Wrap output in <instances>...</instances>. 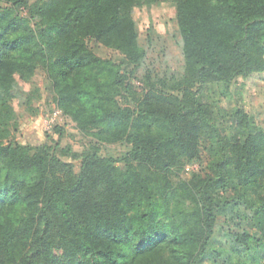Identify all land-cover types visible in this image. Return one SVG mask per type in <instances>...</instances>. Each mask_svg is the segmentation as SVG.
I'll list each match as a JSON object with an SVG mask.
<instances>
[{"label": "trees", "instance_id": "obj_1", "mask_svg": "<svg viewBox=\"0 0 264 264\" xmlns=\"http://www.w3.org/2000/svg\"><path fill=\"white\" fill-rule=\"evenodd\" d=\"M149 2L6 0L9 6L0 9L1 115L9 112L13 76L40 69L65 111L127 148L118 158L98 151L83 154L76 174L46 144H0V264H161L166 253L189 264L180 258L182 248L197 264L221 212L220 193L256 185L259 142L248 136L229 145L217 132L215 141L202 147L206 130L215 126L189 86L230 85L264 68V0H177L188 74L173 88L183 90V96L163 95L152 86L134 108L125 109L116 97L121 88L132 87H124L121 66L100 59L89 43L126 55L135 65L124 71L131 77L147 58L138 45L132 10ZM201 149L210 155L213 175L197 176L195 226L160 221L156 186L167 195V173L199 156ZM134 164L153 168V175L144 176ZM241 204V198L224 202L227 209ZM255 221L256 228H264V208ZM229 237L239 257L257 262L250 234ZM257 243L264 248L262 241ZM56 244L64 249L62 258L53 255ZM90 255L97 257L92 263L85 259Z\"/></svg>", "mask_w": 264, "mask_h": 264}, {"label": "rangeland", "instance_id": "obj_2", "mask_svg": "<svg viewBox=\"0 0 264 264\" xmlns=\"http://www.w3.org/2000/svg\"><path fill=\"white\" fill-rule=\"evenodd\" d=\"M38 1L42 0H29V3ZM8 6L6 0H0V9ZM20 15L25 17L27 12L23 11ZM132 17L139 48L146 52L147 58L144 66L131 77L124 71L135 70V65L128 61L126 55L96 42L89 43V47L100 59L112 60L121 66L124 87H132L130 91L121 88L116 102L122 108H134L140 96L148 93L152 86L163 95L182 97L183 90L173 88L188 74L187 60L182 52L177 0H153L137 6L132 10ZM260 58L264 61V53ZM189 88L204 106L203 112L211 118L210 124L215 126L206 130L208 135L202 138V147L210 146L217 132L229 145V141L241 143L248 136H253L259 142L255 161L261 168V173L255 179L256 185L247 191L230 187L226 193H220L221 212H217L207 252L197 264H248L246 257H239L233 250L232 239L229 237L230 234L242 232L250 234L256 247L259 256L255 264H264V248L257 243L259 240L264 245V228H256L255 221L256 213L264 208V68L241 76L230 85L210 81L194 83ZM7 101L8 114L3 117L0 113V144H46L53 147L54 155L62 162L69 163L76 174L80 173V157L83 154L98 151L102 157L118 158L127 149L121 142L106 140L107 137L100 135L96 126L86 121L79 123L65 111L60 106L59 96L53 91L48 76L40 69L25 75L16 73ZM209 157L201 149L199 156L190 161L184 159L179 166L170 170L167 173L170 183L167 195L162 196L155 185L156 211L161 214L160 221L175 225L189 221L187 227L193 229L196 224L195 213L199 210L194 185L197 184V176L203 177L206 172L207 175H213ZM117 166L124 170V164L118 163ZM134 166L144 176L153 175V168L137 164ZM229 168L225 170L229 171ZM239 198L245 204L238 208L227 209L224 205L225 201ZM30 213L27 211L25 215L29 216ZM178 251L181 259L194 264V259L190 263V252L183 248ZM197 253L194 251V255ZM53 255L63 257L64 249L61 245L54 246ZM78 258L83 259L81 256ZM85 259L92 263L97 257L90 255ZM159 261L161 264H181L173 261L169 253L164 254Z\"/></svg>", "mask_w": 264, "mask_h": 264}]
</instances>
